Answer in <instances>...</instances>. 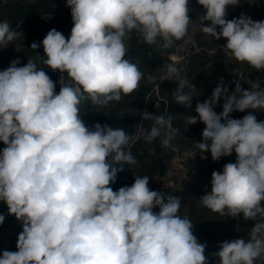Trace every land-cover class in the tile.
I'll use <instances>...</instances> for the list:
<instances>
[{
    "label": "clouds",
    "instance_id": "obj_1",
    "mask_svg": "<svg viewBox=\"0 0 264 264\" xmlns=\"http://www.w3.org/2000/svg\"><path fill=\"white\" fill-rule=\"evenodd\" d=\"M197 3L205 9L201 31L225 39L236 62L264 71V21L243 14L226 19L227 7L240 0ZM66 6L70 37L53 28L30 45L43 46V63L59 72L58 81L31 60L21 65L13 59L0 71V202L22 225L17 250H4L0 264H209L206 244L194 235L191 220L179 215V197L152 190L146 175H134L130 186L115 191L110 186L124 165L137 163L126 149L140 135L171 147V118L144 110L141 119L151 127L134 136L99 123L89 128L80 108L86 99L107 107L137 90L143 73L126 58L132 34L163 48L183 40L193 23L189 0H66ZM18 35L0 21V48ZM161 79L176 81L173 95L185 108L199 97L174 64ZM242 79L237 73L229 92L222 78L208 99L196 103V115L186 117L188 125H205L195 146L214 162L236 155L234 163L212 172L201 206L255 221L246 239L219 244L212 254L217 264H264V121L255 114L264 110V90L258 84L242 88ZM246 111L239 119L230 115ZM4 220L0 214V225Z\"/></svg>",
    "mask_w": 264,
    "mask_h": 264
},
{
    "label": "trees",
    "instance_id": "obj_2",
    "mask_svg": "<svg viewBox=\"0 0 264 264\" xmlns=\"http://www.w3.org/2000/svg\"><path fill=\"white\" fill-rule=\"evenodd\" d=\"M60 1L62 0H40L30 5H23L22 3L9 4L0 1V15L7 19L12 29L22 30L23 26L21 24L31 22L43 16L53 15L57 10L56 5ZM72 27L73 23L70 17L68 20L56 24L42 21L37 33L36 42L42 41L46 33L53 28L60 31L67 39L70 37ZM183 40L174 41L169 48L161 47L160 41L156 45H148L143 41L141 43L132 41L126 58L136 64L143 73L139 88L130 95H123L119 102H110L107 107L93 106L90 100H84L80 106L81 118L89 128L99 123L102 126L108 125L113 128H123L128 134L134 136L138 135L141 129H149L151 127V121L141 119L140 112L144 110L171 118L172 126L176 129L174 138L170 142L171 147H163L160 138H157L152 143H148L140 135L126 149L132 152L137 163L130 166L129 169L127 165H124L125 170L117 174L116 181L111 183L110 186L113 189L119 187L125 178L132 184L134 182V175L148 176L150 179L149 186L159 179L156 190L165 196L172 195L180 198L179 215L182 217L186 216L191 220L194 225V235L201 243L206 244L205 255L209 259V264H217V258L213 257L212 254L219 251V244L225 240L237 238L238 223H241L244 227L252 228L255 221L243 220L242 216L235 219L224 217L201 206L199 197L205 194V190H211V177L206 178L205 175L194 174V171H196L195 169L201 156L211 158V155L210 153L201 152L195 146V143L201 139V133L205 125L200 122H197L195 125H188L186 117L190 114L196 115L194 111L196 103L208 99L222 78L225 84L228 85L229 92L233 91L235 86L231 83L232 77L229 76L228 66L218 62L209 71L210 73L199 84H196L199 97L193 99L192 107L185 108L183 105L177 104L173 95L177 83L173 84V80H165L158 85V81L154 82V79L159 78L163 72H166L168 64H172L168 56L172 53V48L178 46ZM163 55L164 57H162ZM11 58L12 53L4 50L0 51V60L3 63L10 62ZM18 59L21 65L31 60L36 64L38 70L43 69L53 81L58 78V71H52L43 63L46 56L42 45L37 50L31 49L29 46ZM243 67L248 73L257 71L247 64H243ZM259 72L264 74V71ZM242 74L244 75L245 73ZM187 76L190 77L191 74L187 73ZM156 86H158V89H155ZM262 86L263 83L261 84ZM57 87H59L58 83ZM241 87L245 89L250 88L245 81L241 82ZM185 91H187V88ZM222 104L223 101L215 107L214 110L217 113L222 111ZM246 114L247 111L244 113L233 112L230 115L232 118L239 119ZM255 114L258 121L264 120L257 110ZM193 153L195 157L188 158ZM179 156L182 159H186L184 165L188 169L187 180L181 183H177L176 178L168 179L170 164ZM235 161V153L228 157H222L216 162L211 159L209 171L211 173L213 171H222L226 163H234ZM119 166L118 164L113 165V167ZM169 180L173 182V187L167 185V181ZM154 211H159V209H154ZM0 214L5 216L3 224L0 225V230L4 223L16 220L14 215L8 214L7 205L3 202H0ZM16 250V248H13L11 251L14 252Z\"/></svg>",
    "mask_w": 264,
    "mask_h": 264
},
{
    "label": "rangeland",
    "instance_id": "obj_3",
    "mask_svg": "<svg viewBox=\"0 0 264 264\" xmlns=\"http://www.w3.org/2000/svg\"><path fill=\"white\" fill-rule=\"evenodd\" d=\"M0 1L9 4L22 3L23 5H30L37 3L40 0ZM189 8V16L193 23L189 25L188 35L184 38L182 43L172 48V53L168 56L169 61H171V63L180 70L181 77L186 78L192 84H199L205 78V76L210 73L209 71H211L212 67L215 66V63L219 62L228 66V72L230 73L229 76L232 77V81L234 78H237V73H245L243 75L242 81L247 82V86L250 87V89L253 84H258L259 90H264V74L259 71L248 73V71L244 69L243 64L236 62L228 55L227 50L223 47V45L226 44L225 39L222 38L217 41L215 38L208 36L201 31L199 17L205 13V9L197 3V0H189ZM56 9V12L51 16H43L31 22L21 24L23 29L16 30L19 33L17 39L12 41L6 48H0V51L4 50L12 53L11 61L13 59H17L26 51L33 41L37 40V33L42 21H46L49 24H56L68 20L69 17L71 18L70 9L66 6V0L58 2ZM242 14L251 17L254 21H264V0H240V5L227 7V14L225 18L231 20L233 18H239ZM5 20L7 21L5 17L0 15V21ZM132 41L141 43L142 39L137 34L133 33L130 39V44ZM162 57H164V55ZM10 62L3 63V61L0 60V70L2 71L6 69ZM57 73L59 77L60 74L59 72ZM187 73H190L191 76L188 77ZM164 74L165 72H163L159 78L154 79V82L158 81V85L164 82L165 80L161 79ZM55 81H58V78H56L54 82ZM175 83L176 81L173 79V84ZM262 83L263 86L261 87ZM233 86L235 85L233 84ZM155 89H158V86H156ZM56 91L57 93L59 92V87L56 88ZM237 95H239V93H237ZM257 111L264 119V110ZM3 147V143L0 142V149H3ZM194 157V153L188 156V158ZM185 160L186 159H182L179 156L172 161L168 171V179L171 180L176 178L177 183L187 180L188 169L184 165ZM210 161V157L201 156L194 174L201 176L205 175L206 178L211 177L212 173L209 171ZM170 180L167 181V185L169 187H173V182ZM158 183L159 179H157L149 187L152 190H156ZM125 185H131L127 178L122 181L119 187L113 190H118L120 187ZM250 230L251 228L244 227V225L242 226L241 223H238L237 238L243 237L246 239ZM21 231L22 225L21 222L17 221V219L12 222L4 223L0 230V254H2L4 250L11 251L13 248H16L18 234Z\"/></svg>",
    "mask_w": 264,
    "mask_h": 264
}]
</instances>
